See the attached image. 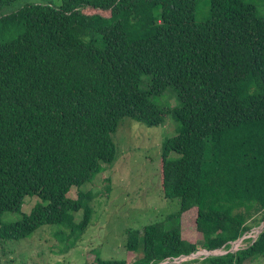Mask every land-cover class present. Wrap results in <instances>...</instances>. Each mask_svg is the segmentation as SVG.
<instances>
[{
	"label": "trees",
	"instance_id": "16d2710c",
	"mask_svg": "<svg viewBox=\"0 0 264 264\" xmlns=\"http://www.w3.org/2000/svg\"><path fill=\"white\" fill-rule=\"evenodd\" d=\"M15 1L0 0V243L56 226L66 251L78 244L95 195L83 187L115 161L122 119L172 118L159 183L179 209L126 230L132 263L92 249V264L189 256L193 229L203 249L228 250L264 222V17L253 0H59L2 13ZM26 197L38 200L29 214ZM5 213L21 218L2 223ZM259 258L264 229L243 249L183 264Z\"/></svg>",
	"mask_w": 264,
	"mask_h": 264
},
{
	"label": "rangeland",
	"instance_id": "374dc122",
	"mask_svg": "<svg viewBox=\"0 0 264 264\" xmlns=\"http://www.w3.org/2000/svg\"><path fill=\"white\" fill-rule=\"evenodd\" d=\"M253 1L258 14L264 17V0ZM35 3L59 6L60 1L17 0L3 8L2 13H11ZM164 101L169 106L175 105L174 100L169 102L167 97ZM174 129L175 123L170 116L158 127H147L130 119H122L113 135L117 149L115 161L103 165V172L83 187V190L95 195L91 203L92 220L78 244L66 251L55 236L59 228L42 226L26 239L0 243V264H92L87 257L88 251L92 249L103 260H125L132 263L138 259L140 253H129L125 249L126 230H141L179 209L177 200L163 198L159 183L161 145L164 139L175 136ZM106 187L109 190L106 191ZM76 193L77 190L72 188L67 196L75 199ZM37 201L36 197H26L21 212L29 214ZM74 217L75 222H79L81 213L74 214ZM20 218L19 213H5L1 222L12 223ZM186 235L197 244V251L206 250L194 229L191 233L187 230ZM205 254H197L192 260L200 261L203 255L206 257ZM192 260L187 262L193 263ZM252 263L264 264V258Z\"/></svg>",
	"mask_w": 264,
	"mask_h": 264
},
{
	"label": "built area",
	"instance_id": "2783aa9c",
	"mask_svg": "<svg viewBox=\"0 0 264 264\" xmlns=\"http://www.w3.org/2000/svg\"><path fill=\"white\" fill-rule=\"evenodd\" d=\"M257 237V233H256V228L255 231L253 230L252 232L248 233V234H244L241 238L237 239L236 241H233L230 243L229 247L230 249L225 250V248L223 247L220 250H215V251H207V250H200V251H196V254H200L202 255L203 253H206V257L210 256V254L212 253H217L219 255H223V253H227V252H235L239 249H243L245 248L248 244L252 243ZM245 242L247 244H245ZM202 251H206V252H202ZM222 253V254H221ZM194 253L191 254V256H179V257H169L166 258L165 260H162L161 262L157 263V264H183L185 262H187L188 260H192L195 258ZM203 258L205 257L204 255L202 256Z\"/></svg>",
	"mask_w": 264,
	"mask_h": 264
},
{
	"label": "water",
	"instance_id": "95a60500",
	"mask_svg": "<svg viewBox=\"0 0 264 264\" xmlns=\"http://www.w3.org/2000/svg\"><path fill=\"white\" fill-rule=\"evenodd\" d=\"M264 229V222L259 226V227H257L256 228V233H257V235L262 231ZM210 255H219V254H215V253H212V254H210ZM189 256H191V255H189Z\"/></svg>",
	"mask_w": 264,
	"mask_h": 264
}]
</instances>
